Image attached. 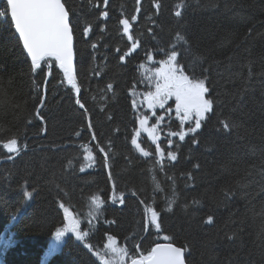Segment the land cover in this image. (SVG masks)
I'll use <instances>...</instances> for the list:
<instances>
[{
  "label": "trees",
  "instance_id": "16d2710c",
  "mask_svg": "<svg viewBox=\"0 0 264 264\" xmlns=\"http://www.w3.org/2000/svg\"><path fill=\"white\" fill-rule=\"evenodd\" d=\"M62 2L84 111L53 61L32 72L0 17V264H126L158 243L186 249V264H264V0ZM173 51L213 102L194 133L171 101L144 110ZM68 214L78 237L46 259Z\"/></svg>",
  "mask_w": 264,
  "mask_h": 264
},
{
  "label": "snow or ice",
  "instance_id": "6c2138e0",
  "mask_svg": "<svg viewBox=\"0 0 264 264\" xmlns=\"http://www.w3.org/2000/svg\"><path fill=\"white\" fill-rule=\"evenodd\" d=\"M104 2L107 4V0H104ZM137 3H139V0H137ZM154 6L159 7L158 4ZM180 14L179 11L175 13L176 16H180ZM9 16L24 50H26L28 57L31 58L32 72H36L40 68L41 60L46 57H54L59 62L60 67L64 69L65 75L71 78L72 32L69 28V13L65 10V5L61 3V0H6V7L4 11H0V17L7 20ZM102 16H107V13H102ZM120 23L123 25L125 33H127L130 27L129 21L122 19ZM87 31L88 29H85V34H87ZM92 47L95 48V44ZM149 59H151V56H149ZM174 62H176V53L173 51L169 56L168 70L156 73L157 76L163 79L164 83H158L156 92L149 94L147 99L150 105L158 103L160 107H163V97L174 95L177 115L179 116L183 112V117L181 118L182 126L183 122L193 118L192 113L195 112V127L189 129L190 132L194 133L201 127L204 114L212 110L213 102L205 99L208 88L205 87L204 81H190L182 73L177 76ZM77 102L79 103V101ZM44 103L45 101L41 97V106ZM39 111L40 109H37V112ZM141 123H144V121H141ZM186 134L183 131L179 133L181 141L184 140ZM170 135H177V133H170ZM132 144L137 145L135 138L132 140ZM3 147L9 152H16L17 140L15 138L9 140ZM157 153H160L159 147L157 148ZM142 154L144 156L149 155L148 152H142ZM168 155L171 160L176 159L173 153L169 152ZM83 170L81 168V171ZM120 202L123 203L124 201L121 200ZM156 217V212H153L152 224L159 230L160 225L157 223ZM208 223H212L211 217H209ZM62 235V232L56 233L57 237ZM164 239L168 240L169 237L165 236ZM185 251L186 249L174 247L171 244L157 245L152 249L150 255L140 259L133 258L131 264H185Z\"/></svg>",
  "mask_w": 264,
  "mask_h": 264
},
{
  "label": "water",
  "instance_id": "95a60500",
  "mask_svg": "<svg viewBox=\"0 0 264 264\" xmlns=\"http://www.w3.org/2000/svg\"><path fill=\"white\" fill-rule=\"evenodd\" d=\"M4 2H5V4H6V0H4ZM61 3H63L62 0H61ZM65 10H66V7H65ZM66 11H67V10H66ZM8 18H9V21H10V23H11L10 16H9ZM11 25H12V30H13L15 36L17 37L18 41L20 42V45H21L22 50H23V52H24V55L26 56V58L28 59L29 63L31 64V58L28 57V54H27L26 50H24V48H23V44H22V42L20 41L19 35H18V33L15 32L14 25H13L12 23H11ZM69 28L71 29V32H72V58H71V64H70V77H71V78H69V76H66V75H65V71H64V69H62V68L60 67L59 62H58L54 57H46V58H44L43 60L40 61V65H41L44 61H46V60H51V61H53V62L56 64L57 69L62 73V75H63V76L65 77V79H66V82L69 84V86H70V87L73 89V91H74V94H75V97H76V107H77L80 111H84V107H81L82 104H81V102H80L81 88H80V85H79V82H78V79H77V72H76V54H75V39H74V35H73V31H72L71 24H70V16H69ZM77 101H79V103H78ZM145 107H146V110H147V111H151V110H152V105H150V103H149V101H148L147 98H145ZM87 126H88L89 131L92 132L89 123H87ZM92 139H93L94 142L96 141V138H95L94 135H92ZM95 147H96L97 150H99V146H98V144H97L96 142H95ZM136 149H138V148H136ZM140 153H141L142 156H144V155L142 154V152H140ZM103 158H104V160H105V165H106V167H107V169H108V162H107V159H106L105 156H103ZM109 180H110V177H109ZM111 191H112V193H113V189H112V188H111ZM132 197L135 198V196H133V195H132ZM124 198H125V196H123L121 200L124 201ZM110 204H111L113 207H116V208H119V209H122V208L124 207V202L121 203V204H119V205H117V204H115V203L112 201V199H111V201H110ZM141 206H142V208L146 211V207H145V205H144L143 203H141ZM65 220H66L67 228L70 229L71 224H72L73 221H74L73 216H72V215H67V217H66ZM145 225H146V228H145V235H144V236L147 235L148 230H149V221H148V218H147V214H146V219H145ZM168 244H169V243H158L157 245H168ZM157 245L153 246L152 249H153L154 247H156ZM171 245H172V244H171ZM172 246H174V245H172ZM174 247H176V246H174ZM152 249L150 250V253H151ZM136 253H137V255H138V257H137L136 259H140L141 257H145V256H143V255L140 254V252H139V246L136 247ZM150 253H149V255H150ZM146 257H147V256H146ZM93 259H94V260L97 259L96 255L93 256ZM100 264H104V260L101 261ZM127 264H131V261H130L129 263H127ZM185 264H186V262H185Z\"/></svg>",
  "mask_w": 264,
  "mask_h": 264
},
{
  "label": "rangeland",
  "instance_id": "374dc122",
  "mask_svg": "<svg viewBox=\"0 0 264 264\" xmlns=\"http://www.w3.org/2000/svg\"><path fill=\"white\" fill-rule=\"evenodd\" d=\"M169 61V60H168ZM165 62L161 65V71L162 72H166L169 68V63ZM175 67V66H174ZM176 68V67H175ZM181 74L180 70L176 68V75L179 76ZM160 82L163 84L164 81L163 79L160 77ZM163 101H171V102H174V108L172 109L174 111V116L176 119H179L180 122L182 123V120L181 118L183 117V112L180 113V115L178 116L177 115V112H176V99H175V96H170V97H163ZM158 104V103H157ZM209 112L205 113L204 114V117L208 114ZM192 119L189 120V121H186V122H183V125H191L195 122V112L192 113ZM141 128L143 130V132L145 134L148 135V137L150 138V140H153L156 136L154 135V130H148L146 128V126L144 124L141 125ZM57 232H62L63 235L60 236V237H57L56 236V233ZM67 236H73L75 239L78 237V234L76 233L75 230H67V228H61V229H58L56 232H54L52 238H51V242H50V245H49V248L47 249V251L45 252L44 254V257L47 259L49 256L53 255L54 253L56 252H59V248H60V245H62L65 240H66V237Z\"/></svg>",
  "mask_w": 264,
  "mask_h": 264
}]
</instances>
